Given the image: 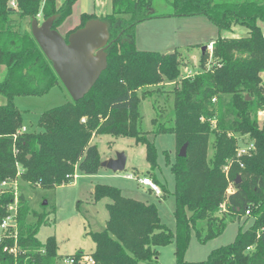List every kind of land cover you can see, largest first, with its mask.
Wrapping results in <instances>:
<instances>
[{
	"label": "trees",
	"instance_id": "16d2710c",
	"mask_svg": "<svg viewBox=\"0 0 264 264\" xmlns=\"http://www.w3.org/2000/svg\"><path fill=\"white\" fill-rule=\"evenodd\" d=\"M76 1L63 0L56 6L55 0H16L13 9L8 0H0V66L4 67L0 94L6 100L0 105V185L20 179L31 187L54 188L71 183L76 171L96 174L102 161L92 142L97 135L131 138L144 145L147 173L152 175L157 167L153 139L169 133L178 148L170 164L174 231L161 222L153 202L96 184L93 201L107 198L109 202L104 228L88 233L94 264H160L157 248L170 243L174 264H264V120L256 119L257 111L264 110V0H168L174 16L204 15L218 32L232 31L236 25L247 29L241 37L219 33L209 66L205 50L199 68L184 77L180 51L136 48L137 23L154 16L151 0H111V12L100 17L109 23L106 69L81 99L46 109L36 128L18 132L24 127L23 118L13 98L41 96L60 84L20 20L26 17L30 23L38 14L42 20L57 14L55 28ZM89 17L82 13L79 24L64 37ZM164 81L173 82V117L168 125L153 118L151 133L142 131L139 103L146 93L139 95L138 90ZM210 137L213 152L208 157ZM184 143L186 156L179 157ZM241 144L252 147L238 155ZM154 182L165 191L157 179ZM13 197L12 188L0 187V221ZM29 212L27 199L19 192L18 242L26 250L19 254L18 263L56 264L61 256L54 236L44 242L36 237L46 223L45 214L33 213L35 221L28 222ZM226 214L251 219V224L239 226L233 240L211 250L206 259L187 261L191 231L203 243L224 230ZM198 221L206 223L205 230L196 228ZM12 261L0 246V264Z\"/></svg>",
	"mask_w": 264,
	"mask_h": 264
},
{
	"label": "rangeland",
	"instance_id": "374dc122",
	"mask_svg": "<svg viewBox=\"0 0 264 264\" xmlns=\"http://www.w3.org/2000/svg\"><path fill=\"white\" fill-rule=\"evenodd\" d=\"M62 1L55 0L56 6ZM150 10L154 13V16L142 20L136 26L138 29L137 34L144 36L141 39L143 43L148 42L151 45L148 46L150 48L142 49V45L139 44L137 49L170 52L173 49L155 48L159 43L174 41V46L180 51V75L183 77L188 72L195 73L200 65L201 47L213 42L219 33L221 36L227 37L247 35V29L241 25L234 26L232 31L222 30L218 32L216 26L204 15L174 16L168 0H151ZM82 12L92 14L97 18L105 16L111 12V0H77L71 13L55 28L64 36L67 29H73L74 26L79 24ZM39 21L41 22L42 19L39 18ZM20 22L24 30L30 31L28 18H22ZM153 35H155V38H153ZM210 38L212 39L209 40ZM207 61H209V56H206L205 64H207ZM3 75L4 67L0 66V79ZM172 90L173 82L169 81L138 90L139 95L146 93L145 99H142L139 103L140 129L142 131L151 133L154 128L152 125L153 118L156 119L157 124H169L170 119L173 117ZM71 100V96L60 83L41 96H15L13 103L22 114L23 126L27 129H34L36 128L37 119L43 111ZM5 102V98L0 94V105L5 104ZM153 140L157 154V167L152 175L147 173L148 163L145 158L144 145L136 144L131 138L97 135L93 137L92 142L96 144L101 160L115 157L116 152H124L126 156L124 170L113 172L106 168H100L97 175H84L76 171L75 173H78V175L71 183L54 188L31 187L25 181L18 179L17 192H22L30 209L27 221H35L36 217L33 213L45 214L46 223L40 225L36 234L37 239L44 242L48 236H54L57 244L56 251L60 256L71 255L78 251L90 253L94 248V244L88 233L101 231L108 217L105 204L109 202V199L103 198L96 203L92 201L91 192L96 184L117 187L124 196L153 202L157 206L161 222L171 231H174V199L171 194L174 179L170 171V164L173 163L178 148L175 145L174 136L169 133L157 134ZM212 143L213 137H210L208 157L213 152ZM127 175L131 177L127 178ZM144 176L153 181L154 178L157 179L163 185L165 191L159 185L161 193L159 196L147 190L146 187L137 182V178ZM44 201H46V204H43ZM224 223L225 228L219 235L203 243L198 241L195 231L192 230L184 258L187 261L206 259L211 250L230 243L236 234L237 228L239 226L248 227L251 224V219L245 217L237 219L230 214H226ZM205 227L206 223L204 221H198L196 224V228L200 230H205ZM157 250L160 264L175 263L173 243L158 247Z\"/></svg>",
	"mask_w": 264,
	"mask_h": 264
},
{
	"label": "water",
	"instance_id": "95a60500",
	"mask_svg": "<svg viewBox=\"0 0 264 264\" xmlns=\"http://www.w3.org/2000/svg\"><path fill=\"white\" fill-rule=\"evenodd\" d=\"M57 14L51 15L41 22L32 18L30 33L44 56L50 61L60 83L73 101L81 99L93 86L107 67L106 49L110 44L109 23L106 20L89 17L85 23L71 31L65 38L53 28ZM206 46L201 47L202 53ZM187 143H184L178 156H186ZM124 152H116L100 162V167L113 172L125 168ZM240 181L236 176L235 183ZM46 204V201L43 202Z\"/></svg>",
	"mask_w": 264,
	"mask_h": 264
},
{
	"label": "built area",
	"instance_id": "2783aa9c",
	"mask_svg": "<svg viewBox=\"0 0 264 264\" xmlns=\"http://www.w3.org/2000/svg\"><path fill=\"white\" fill-rule=\"evenodd\" d=\"M8 6L16 9V0H8ZM37 19L40 18V14L36 16ZM213 42H209L206 45V52L209 56V61L207 65L209 66L212 56ZM192 73L188 72L185 76H190ZM264 75V74H263ZM257 121L261 122L264 120V110H259L256 113ZM25 131V127H22L18 132ZM247 141V140H246ZM245 141V142H246ZM252 147L251 144H241L237 148V154H244ZM228 167H224V170L227 171ZM130 178V175H127ZM139 183L147 186L156 196H159L160 188L149 177L144 176L138 179ZM17 180L12 182H2L0 187L1 189L12 188L13 190V201L6 208V215L0 221V246L3 251L10 255L13 258L12 263H1V264H20L18 263V256L20 253H24L26 249H23L19 245L18 239V225H17V212H18V192H17ZM225 210L224 206L221 207V211ZM248 212H246L247 214ZM249 249V247H247ZM41 253H44V250H41ZM25 264V263H23ZM56 264H94V260L89 253L82 252L79 256L65 255L61 256Z\"/></svg>",
	"mask_w": 264,
	"mask_h": 264
},
{
	"label": "crops",
	"instance_id": "0c3cea01",
	"mask_svg": "<svg viewBox=\"0 0 264 264\" xmlns=\"http://www.w3.org/2000/svg\"><path fill=\"white\" fill-rule=\"evenodd\" d=\"M82 13H86V14H88L90 17H95L94 15H92V14H89V13H87V12H82ZM81 13V14H82ZM168 16V15H167ZM75 27V26H74ZM23 28V27H22ZM71 28H69V29H67L66 31H68V30H70ZM135 30H136V36H135V42H136V48H138V46H139V44L140 45H142L141 47H142V49H147V48H150V47H148V46H150L151 44H149L148 42L146 43V42H144L143 43V41L141 40V39H143L144 38V36H140L139 34H137V26H136V28H135ZM152 35V34H151ZM154 36V37H153ZM152 37L153 38H155V35H153ZM145 38H147V37H145ZM212 38H210L209 40H211ZM197 41V40H196ZM198 41H200L199 39H198ZM154 42H156V40H154ZM169 43H170V41H168V42H162V43H159V44H157V47L155 48V49H165V48H168V49H173L172 51H174V50H177L176 49V47L174 46L175 44V42L173 41V42H171L170 43V45H172V46H170L169 45ZM184 43H187V42H184ZM145 44V46H143ZM202 44V43H201ZM193 45V44H192ZM200 45V44H199ZM171 52V51H170ZM164 53H166V52H164ZM100 168H103V167H100ZM100 168H99V170H100ZM99 170L97 171V173H96V175L99 173ZM78 172V171H77ZM78 175V173H75V176H77ZM93 175H95V174H93ZM127 177V176H126ZM75 178V177H74ZM128 178V177H127ZM138 179L139 178H137V182L139 183V181H138ZM140 184V183H139ZM140 185H142V184H140ZM143 187H146V189L147 190H149L150 192H152L147 186H145V185H142ZM92 192H93V190H92ZM92 192H91V194H92ZM92 201H93V199H92ZM91 201V202H92ZM146 201V200H145ZM93 203H96V202H94L93 201ZM108 202H106V204H107ZM105 204V205H106ZM107 220V219H106ZM105 220V221H106ZM105 225V224H104ZM238 229V228H237ZM237 232V231H236ZM158 255H159V252H158Z\"/></svg>",
	"mask_w": 264,
	"mask_h": 264
}]
</instances>
